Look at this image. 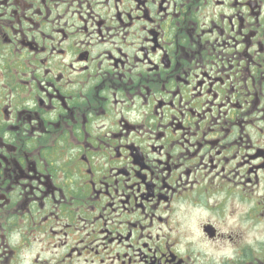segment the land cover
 <instances>
[{"label":"flooded vegetation","instance_id":"flooded-vegetation-1","mask_svg":"<svg viewBox=\"0 0 264 264\" xmlns=\"http://www.w3.org/2000/svg\"><path fill=\"white\" fill-rule=\"evenodd\" d=\"M0 264H264V0H0Z\"/></svg>","mask_w":264,"mask_h":264}]
</instances>
